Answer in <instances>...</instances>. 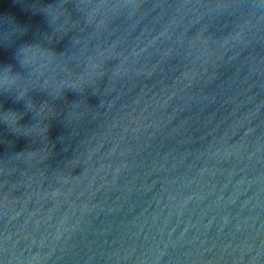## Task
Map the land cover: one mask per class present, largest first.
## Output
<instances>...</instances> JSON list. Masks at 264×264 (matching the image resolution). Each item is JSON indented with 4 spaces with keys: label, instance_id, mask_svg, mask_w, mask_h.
<instances>
[{
    "label": "water",
    "instance_id": "1",
    "mask_svg": "<svg viewBox=\"0 0 264 264\" xmlns=\"http://www.w3.org/2000/svg\"><path fill=\"white\" fill-rule=\"evenodd\" d=\"M22 3L0 0V264H264L256 0Z\"/></svg>",
    "mask_w": 264,
    "mask_h": 264
},
{
    "label": "clouds",
    "instance_id": "2",
    "mask_svg": "<svg viewBox=\"0 0 264 264\" xmlns=\"http://www.w3.org/2000/svg\"><path fill=\"white\" fill-rule=\"evenodd\" d=\"M15 3H22V0H14ZM256 4L258 7L262 10H264V0H256ZM128 6L134 7V0H128ZM30 56V53L26 49H22L20 53V58L17 59V63L23 65L27 62L28 58ZM10 66H6L3 72H0V84L7 86L10 83L14 82L13 77H11L9 73Z\"/></svg>",
    "mask_w": 264,
    "mask_h": 264
}]
</instances>
